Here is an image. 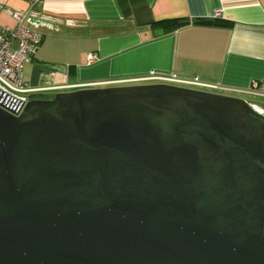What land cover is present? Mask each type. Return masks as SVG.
I'll list each match as a JSON object with an SVG mask.
<instances>
[{
	"label": "water",
	"instance_id": "1",
	"mask_svg": "<svg viewBox=\"0 0 264 264\" xmlns=\"http://www.w3.org/2000/svg\"><path fill=\"white\" fill-rule=\"evenodd\" d=\"M0 264H264V113L161 83L0 106Z\"/></svg>",
	"mask_w": 264,
	"mask_h": 264
},
{
	"label": "crops",
	"instance_id": "2",
	"mask_svg": "<svg viewBox=\"0 0 264 264\" xmlns=\"http://www.w3.org/2000/svg\"><path fill=\"white\" fill-rule=\"evenodd\" d=\"M14 13L43 36L23 67L29 87L155 84L135 81L152 72L198 78L215 86L208 92L245 99L264 80V0H0V33L17 26ZM172 19L189 23H162Z\"/></svg>",
	"mask_w": 264,
	"mask_h": 264
},
{
	"label": "built area",
	"instance_id": "3",
	"mask_svg": "<svg viewBox=\"0 0 264 264\" xmlns=\"http://www.w3.org/2000/svg\"><path fill=\"white\" fill-rule=\"evenodd\" d=\"M33 2H37V0H33ZM13 17L18 22L17 26L14 28L5 27L0 33V106L10 112L20 113L35 96H44L42 93L47 91H59L76 86L33 88L26 84L22 77L23 67L36 52L41 36L40 33L22 26L21 23L25 20L26 14L14 13ZM87 58L90 63L94 56L87 55ZM135 81L168 84L201 91L215 88L198 78L179 77L175 74L164 76L151 72L147 77ZM111 83L113 82L89 84L84 85L83 88L106 86ZM244 93L264 98V80L252 83Z\"/></svg>",
	"mask_w": 264,
	"mask_h": 264
},
{
	"label": "trees",
	"instance_id": "4",
	"mask_svg": "<svg viewBox=\"0 0 264 264\" xmlns=\"http://www.w3.org/2000/svg\"><path fill=\"white\" fill-rule=\"evenodd\" d=\"M162 23H166L165 26H167V27L171 26L172 29H175V28H178L180 26L187 25L189 23V21L186 19H179V20L178 19H172L169 21H162ZM194 23L195 24L210 25V26H226V25H228V23L222 22L220 20H199V21H195ZM40 36H41V39H40L39 45L41 44L42 37H43L41 34H40ZM39 45H38V47H39Z\"/></svg>",
	"mask_w": 264,
	"mask_h": 264
},
{
	"label": "rangeland",
	"instance_id": "5",
	"mask_svg": "<svg viewBox=\"0 0 264 264\" xmlns=\"http://www.w3.org/2000/svg\"><path fill=\"white\" fill-rule=\"evenodd\" d=\"M90 80V79H89ZM76 89H71V90H68V91H74ZM203 91V90H202ZM60 91H57V92H54V93H51L49 95H39V96H35L32 98V100H35V99H41V98H47V99H51L56 93H59ZM66 92V91H64ZM235 96H238V95H235ZM244 98L250 102L252 105L258 107V108H263L264 109V98L263 97H254V96H244Z\"/></svg>",
	"mask_w": 264,
	"mask_h": 264
},
{
	"label": "flooded vegetation",
	"instance_id": "6",
	"mask_svg": "<svg viewBox=\"0 0 264 264\" xmlns=\"http://www.w3.org/2000/svg\"><path fill=\"white\" fill-rule=\"evenodd\" d=\"M43 99H45V98H43Z\"/></svg>",
	"mask_w": 264,
	"mask_h": 264
}]
</instances>
